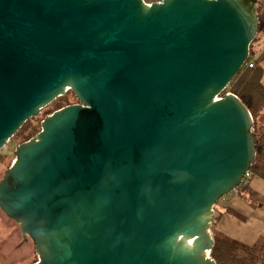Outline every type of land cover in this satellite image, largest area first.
Listing matches in <instances>:
<instances>
[{
  "label": "water",
  "instance_id": "obj_1",
  "mask_svg": "<svg viewBox=\"0 0 264 264\" xmlns=\"http://www.w3.org/2000/svg\"><path fill=\"white\" fill-rule=\"evenodd\" d=\"M259 0H0V150L45 116L0 179L35 264H216L215 204L256 156L224 93Z\"/></svg>",
  "mask_w": 264,
  "mask_h": 264
},
{
  "label": "rangeland",
  "instance_id": "obj_2",
  "mask_svg": "<svg viewBox=\"0 0 264 264\" xmlns=\"http://www.w3.org/2000/svg\"><path fill=\"white\" fill-rule=\"evenodd\" d=\"M259 2L264 6V0H259ZM262 36H256L260 39L254 42L255 46L259 45L256 47L258 54L254 53L249 56V59L250 61L258 62V65H260L262 69L261 81L264 85V36ZM61 98L60 101L63 106L65 104L73 105L77 103L72 92H67ZM54 103L52 102L42 109L37 117L28 120L23 129L0 150V179L14 160L15 148L35 136L40 131V123L43 118L57 110ZM254 126V131L264 129V109L259 111ZM25 135H29L26 141L22 139ZM245 186L248 187L238 188L215 204L211 232L214 238V235L218 234L215 229L222 226V229H228L231 233L233 231L234 235L243 237L242 242L247 248H257V244L260 241H264V181L258 177L251 176L246 180L245 185H243V187ZM228 204L230 209L238 211V216L240 217H237L236 222L232 223L230 215H226L223 212L222 218L216 227L217 220L219 219L218 210ZM258 238H260V241H258ZM254 254H258V252ZM258 258L259 256L256 255L253 259L258 260ZM36 261L37 256L32 241L29 239L24 241L18 226L7 219L0 211V264H35Z\"/></svg>",
  "mask_w": 264,
  "mask_h": 264
},
{
  "label": "trees",
  "instance_id": "obj_3",
  "mask_svg": "<svg viewBox=\"0 0 264 264\" xmlns=\"http://www.w3.org/2000/svg\"><path fill=\"white\" fill-rule=\"evenodd\" d=\"M257 9L259 21L257 36H264V6L258 2ZM259 39L260 38L256 37L251 43L249 56L255 53V49L258 45L255 46L254 42L258 41ZM250 63L252 64V67L248 68L247 66ZM261 78L262 69L260 65H258V62L250 61L248 58L245 66L242 67L240 72L235 76L224 92L233 94L245 105L254 123L256 122V117L259 111L264 109V85L262 84ZM60 99L62 98L60 97L53 101L55 102V109L57 110L68 106L66 104L63 106ZM23 126L15 135H17L23 129ZM254 134L256 156L250 168L249 177H258L264 181V129L259 131L255 130ZM27 137H29V135H25L22 139L26 141L28 139ZM240 187L246 188L248 186ZM213 239L215 245L211 251V258L216 264H264V241H260V243L257 244V248H247L246 246L240 245L235 241L222 238L218 234L214 235ZM256 252H258V254H254ZM256 255L259 256L258 260L253 259Z\"/></svg>",
  "mask_w": 264,
  "mask_h": 264
},
{
  "label": "crops",
  "instance_id": "obj_4",
  "mask_svg": "<svg viewBox=\"0 0 264 264\" xmlns=\"http://www.w3.org/2000/svg\"><path fill=\"white\" fill-rule=\"evenodd\" d=\"M259 46V45H258ZM257 46V47H258ZM257 49H255V54H258V52L256 51ZM252 192V191H251ZM253 195V194H252ZM254 196V195H253ZM229 211H230V213L232 212V214H230L229 213ZM223 212H225L226 213V215L227 214H229L230 215V219H231V221H232V223L233 222H236V220H237V217H240V216H238V211L237 210H233V209H230V206H229V204L228 205H225V206H223V208L222 209H219L218 210V216H219V219L217 220V224H216V227H217V225H218V222H219V220L222 218V213ZM224 217H226V216H224ZM223 222V221H222ZM230 229V228H229ZM216 231H217V233H218V235L220 236V237H222V238H225V239H229V240H232V241H235V242H237L238 244H240V245H243V246H245L244 244H243V237H240V236H236V235H234L233 234V231H232V233L228 230V229H222V226H220V228H216L215 229ZM261 240H263V239H261ZM258 241H260V238H258ZM257 241V242H258ZM256 242V243H257ZM255 245V244H254Z\"/></svg>",
  "mask_w": 264,
  "mask_h": 264
},
{
  "label": "built area",
  "instance_id": "obj_5",
  "mask_svg": "<svg viewBox=\"0 0 264 264\" xmlns=\"http://www.w3.org/2000/svg\"><path fill=\"white\" fill-rule=\"evenodd\" d=\"M145 3L147 4H151V3H154V2H160L161 0H143ZM248 68H251L252 67V64H248L247 66ZM249 179V172L245 175L244 179H243V182H242V186L245 185L246 183V180ZM215 214V212H214Z\"/></svg>",
  "mask_w": 264,
  "mask_h": 264
},
{
  "label": "flooded vegetation",
  "instance_id": "obj_6",
  "mask_svg": "<svg viewBox=\"0 0 264 264\" xmlns=\"http://www.w3.org/2000/svg\"><path fill=\"white\" fill-rule=\"evenodd\" d=\"M23 239V238H22ZM24 241H26V240H24Z\"/></svg>",
  "mask_w": 264,
  "mask_h": 264
}]
</instances>
